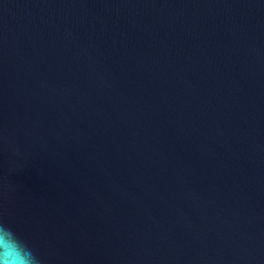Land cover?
Masks as SVG:
<instances>
[{"label": "water", "instance_id": "water-1", "mask_svg": "<svg viewBox=\"0 0 264 264\" xmlns=\"http://www.w3.org/2000/svg\"><path fill=\"white\" fill-rule=\"evenodd\" d=\"M0 222L41 264H264V0H0Z\"/></svg>", "mask_w": 264, "mask_h": 264}, {"label": "clouds", "instance_id": "clouds-1", "mask_svg": "<svg viewBox=\"0 0 264 264\" xmlns=\"http://www.w3.org/2000/svg\"><path fill=\"white\" fill-rule=\"evenodd\" d=\"M0 264H41L33 251L0 222Z\"/></svg>", "mask_w": 264, "mask_h": 264}]
</instances>
